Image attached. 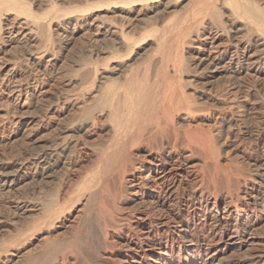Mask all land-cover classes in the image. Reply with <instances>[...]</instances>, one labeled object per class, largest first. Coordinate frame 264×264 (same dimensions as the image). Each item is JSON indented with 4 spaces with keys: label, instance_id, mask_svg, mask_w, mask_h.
Wrapping results in <instances>:
<instances>
[{
    "label": "bare ground",
    "instance_id": "6f19581e",
    "mask_svg": "<svg viewBox=\"0 0 264 264\" xmlns=\"http://www.w3.org/2000/svg\"><path fill=\"white\" fill-rule=\"evenodd\" d=\"M179 1L181 0H169L168 8L175 7ZM148 2L156 5L159 0L120 1L122 6L124 5L123 7L141 5ZM110 3V1L105 0L102 6H109ZM196 3H201V5L184 13V16L172 26L166 28L163 34L154 35L152 34L154 30L150 29L146 32V35H141L142 37L140 36L141 38L139 37L138 41L137 39L136 41H133V39L130 41L132 37H127V34L126 38H119L118 42H120L118 44L122 45L123 49L126 50L125 57L128 58L124 57L127 59L126 61H124V58L121 61L119 59L117 65L115 64V67H111V71L126 70L129 71L131 76L126 80L124 78L125 81L119 95L115 91V85L112 81H108V83L101 81L99 82L100 85L98 84L97 86L94 81L96 80V77H94L96 72H93L92 77L94 79H91V81L87 80L88 83H91L90 88L86 85L87 91H83V95L79 91L80 97L77 96L72 100L73 104L71 105L77 106L82 111L78 119L73 118L74 120L69 125L60 128L55 140L53 139L52 143L50 142L44 148L42 147L43 149L35 157H31L25 163V166L15 167L12 170L8 165L0 164V192L3 191L5 193L11 192L19 184L25 183L30 178L31 172L28 171L29 168H34L32 176L36 178L49 177L48 175L53 174V171L65 161L67 166L72 169L76 164L75 157L80 146L85 144V135L90 133L98 135L101 132L100 130L98 131V126L103 121L108 122V125L102 131L111 135L110 143L108 142L110 146L108 148H106L108 145L104 147L105 149H110L107 152L102 151L99 154V158H97L98 162L96 164L99 163V167L97 168V165L94 168L96 171L91 180L92 182H90L93 185L90 186V183L81 185L79 183L81 189L77 186L79 189H76L78 191L77 195H68L76 188L75 185V187L72 186L73 184L71 185L73 189L71 190L70 188L69 191H71H67V194L64 192V187H60L61 185L58 189L56 188L57 191L52 188L56 191L54 199L49 198L48 202H39L37 204L43 210V217L40 221L35 216L34 220L38 219L40 221L39 223L34 221L37 223V225L35 224L36 226L30 227L31 225L29 224L30 228L26 231L17 230V228L15 234L8 233L6 238L0 239V264H10L12 260H9L8 256L5 255L19 243L28 242V239L33 237V231L36 228H47V232H53L57 227L68 222L73 213L76 212V209H74L76 205L81 207L83 212V216L76 219H81L77 228L80 230L81 227H85L89 221L88 218L90 216L93 217L91 214L97 210L96 207H92V202L100 194L102 196L105 194L113 203L111 202L110 207H102L103 203L102 205L100 204L101 207L94 213L95 217L93 218L97 221L95 223L97 225L94 226L95 228L97 226L96 229H98V236L96 235L97 238L95 240L90 232L83 231L85 234L80 235L82 231L77 234L75 230V236L72 237V235L69 240L50 241L52 244L50 242L47 243V245L50 244L49 246L45 244L46 248L44 250L41 249L38 253L30 254L25 264H143L149 259L150 254L156 250H159V252L155 264H164V261L171 260L170 254H173L176 249L178 250L176 252L177 255L178 252L183 253L184 259H189L192 264H197L199 261L200 264H264V254L257 259L249 261L247 259L223 256L225 251H240L245 246L247 239H244V235L249 233L246 231L251 226L247 219L248 217H245L244 211L238 207V195L231 188L233 183H239L238 179H243V177L237 172L233 175L230 171V173L226 171L227 166L231 164V161L229 163L227 158L230 157L232 159L231 156L227 155L226 141L230 123H237L238 127L243 126L244 129L246 109L243 102H246L244 96L245 87L242 86L239 79H242L241 76L245 70L246 72L250 70L257 77L264 75V3H259L257 0H196ZM99 7L101 6H89L83 10L84 12L94 11ZM30 9L21 0H0V11L5 10L3 12L6 15L8 14L7 12L10 13V10H13V13H17L16 15L14 14L15 16L13 15L14 17L11 20L8 21L7 19L6 23L3 22L4 20L0 21V97L5 95L7 101L19 109H24L28 105L29 98H32L29 97L31 95V93L29 95L30 88L19 85V81V84L16 83L15 78L19 75V69H17L19 66H17V62L15 64L12 62L13 65L9 68L4 58L8 54L6 48L11 47V45H16V47L17 45H29L33 41L32 29L29 30L30 27H27L29 24L36 28L38 26L41 27L35 22V16ZM166 10L168 9L166 8ZM20 15L25 17L20 18ZM21 19L23 21H20ZM46 28L44 30L42 28V30L45 31ZM25 31L27 32L25 33ZM43 31L40 30V33ZM46 33L47 30L45 35ZM147 37L149 39L146 40ZM49 39L47 38L48 41ZM140 41H142V45L147 44V46L152 45L155 47L153 48L154 54L150 55L149 61L152 58H159V67L156 68L153 79L149 78L147 69L141 76H137L138 74H133V68H130L128 60L132 56L133 48L136 49L137 47L135 46L136 43ZM170 46L174 52L173 57L169 56L172 53L169 50ZM29 47L27 46V48ZM28 56L33 57L29 54ZM43 57L44 54H38L35 58H32V65L36 67L35 71L42 66ZM9 59V61H12V58ZM19 61L18 59V63ZM95 70L97 71V69ZM218 78L227 81L223 80L224 82L221 84L222 82L217 81L219 80ZM228 79H237L238 81L234 80L228 84ZM247 82L250 81L247 80ZM94 83L96 86H94ZM36 87L37 85L31 91H37L39 87ZM249 87H251L249 90H256L255 86L252 87L250 85ZM81 90H85V87ZM89 91L95 92L93 96L90 92L89 97H87L90 98L91 102H87V98L84 99L83 97L88 95L86 92ZM71 94L73 93L71 92ZM76 95L78 94L76 93ZM64 103L67 102L65 101ZM247 126L246 124V128ZM246 128L245 130L247 131ZM238 132L240 133V131ZM244 134L245 132L242 133V135ZM249 137L252 136L249 135ZM254 140L256 144L261 145V155L259 160H257L258 162L254 163V165L252 164L254 169H248L250 171L247 170L249 174L246 173V170H244V173L251 178L253 185L264 186V130L257 134ZM36 150L38 151L37 148ZM252 153L251 155H253ZM243 155L245 156V154ZM230 158L229 160H231ZM232 164L234 163L232 162ZM232 164L230 165L231 167ZM239 169L241 170L242 168H238V171ZM111 173L115 175L112 176L113 178L115 177V187L112 190L106 183L112 177L108 176L110 179H107L104 183L106 176ZM242 181L243 186L247 187L248 180L243 179ZM39 184L41 183L39 182ZM59 184L60 182L57 185ZM242 184L239 183V185ZM41 187L43 186L41 185ZM54 190H51V193ZM238 190L236 191L238 192ZM85 191L88 192L87 195H85L86 193L83 194ZM219 193H223L224 196L228 195V200L223 205V215L221 214L223 217H220L222 220L218 218L223 222V226L219 227V238H217L218 240L215 238L217 244L215 243L216 245L213 246L210 244V235L207 234L209 232H206L208 219L203 218L204 215H201L202 212L200 213L199 206H196L199 200L213 199L216 203V195ZM246 193L245 198L248 201L261 202L263 198H261L260 194V196L253 194V189L249 192L246 191ZM64 196L65 199L63 198ZM117 196H120L124 204L129 207L126 213L114 202L117 200ZM37 200L39 201L40 199ZM29 202H13L10 205L9 213L20 215L21 213L25 214L34 210V207L36 209L37 205L34 206L32 202ZM117 202L119 203V201ZM187 203L189 205L192 204V206L188 207L187 211L189 212L186 211L188 216L182 220L181 207L186 206ZM232 208L235 209L231 210ZM79 211L81 212V209H78V213ZM230 217L231 219L232 217L233 219L235 218L236 221V225L233 224L232 230L230 229L232 226ZM249 217H251V214ZM213 218L217 221L215 217ZM255 218H257L256 214ZM72 221L71 223H73ZM183 222L185 225H178ZM124 229L127 232L126 237L121 236L119 233L124 231ZM212 235L215 236V234ZM70 238L72 239L70 240ZM185 242L187 244L184 245L183 243ZM249 243L248 241V245ZM133 247L139 249L138 253L132 252L134 250ZM163 249L165 250L163 251ZM223 251L224 253H222ZM203 258L205 259L202 260Z\"/></svg>",
    "mask_w": 264,
    "mask_h": 264
},
{
    "label": "rangeland",
    "instance_id": "374dc122",
    "mask_svg": "<svg viewBox=\"0 0 264 264\" xmlns=\"http://www.w3.org/2000/svg\"><path fill=\"white\" fill-rule=\"evenodd\" d=\"M22 1H23V3L25 2V4L29 6V8H31L30 11L35 16V22H37L39 25H41L43 30L47 27L46 28L47 33L45 35L46 30L43 31L40 26H38V28H39L38 29L35 26L29 24L27 27L28 28L30 27L29 30L32 29L31 34L33 37V41L30 42V44H29L31 48L29 47V45H23L24 47L22 45H17V47H16V45H11V47L6 48L7 53L9 55L7 54L5 56V58H4V60L6 61L5 63L10 68L11 65H13L12 62H14V64L17 62L16 64H17V66H19V67H17V69H19L18 70L19 75H17L15 78L16 83H18V81H19V83H20V84L18 83L19 85H23L24 87L26 86L28 89L30 88L29 89V95H30V93H31V95L29 97H32V98H29L28 105L24 109L16 108V106L14 104L9 103L7 101V97L5 95H2L1 96L2 98L0 97V121H1L0 122V164L1 165L2 164L8 165V167H11L12 170L15 167H21L23 165L25 166V163H27L31 157L32 158L35 157V155L41 149H43L50 142L52 143L55 140L56 136L58 135L57 133L59 132L60 128L69 125V123L72 120H74L76 118L78 119L80 117L82 111L80 108L78 109L77 106L71 105V104H73L72 100H73V98L79 96L81 93H82L81 95H83L84 92L87 91L88 88H86V85H87V87L90 88L91 83L90 82L88 83V81H91V79H94L92 77L93 72H96L95 73L96 75L94 76V77H96V80H94V81H95L97 86H98V84L100 85L99 82H101V81L105 82V83H108V81L109 82L112 81L115 85V88H114L115 91L118 93V95L121 93L124 81L126 79H129L128 77L130 76V74H129V71H126V70L125 71H111V69H112L111 67H113V66L115 67V64L117 65V63L119 62L118 60L119 59H120V61L123 60V58L126 55V53H125L126 50L123 49L122 45L118 44L120 42V41L118 42V40H120L122 38L123 39L126 38V34H127L128 35L127 37H132V38H130V41H132L131 39H133V41H136V39H137V41H138V39H140L142 36L146 35V32L150 29L154 30V32L152 33L154 35L163 34L164 31L166 30V28L175 24L182 16H184V13H187V12H189V11L193 10L194 8L201 5V3H196V0H181V1H179L180 5L178 2L177 3L178 5L175 6L176 8L175 7L168 8L169 7L168 6L169 0H159V2L156 3L157 6L155 4L153 5V3L148 2L145 4H141V5H136V6L135 5H129L127 7L125 6L126 8L123 7L124 5L122 6V4L120 3L121 0H106V1L111 2L109 6H102L103 2H105V0H21V2ZM165 1H167V2H165ZM257 1L259 3L260 2L264 3V0H257ZM89 6L90 7L91 6H101V7L96 8L94 11L84 12L83 9L87 8ZM142 7H144V8H142ZM166 8L168 10H166ZM3 11L5 12V10H3ZM3 11H0V15L2 16V17L0 16L2 18V19L0 18V21L2 22L4 20L3 21L4 23H6L5 21L7 19L9 21L17 14L15 11H14L15 13H13V10H10V13L6 11L8 13L6 15V13H4ZM23 16L20 15V18H23ZM20 21H23V20L21 19ZM42 22H44V23H42ZM40 30L43 31L44 33L41 32L42 33L41 34ZM26 32L27 31H25V33ZM98 32H99V34H98ZM124 33H125V35H124ZM35 35H37V36H35ZM49 35H51V36H49ZM104 35H106V36H104ZM42 37H44V38H42ZM49 37H50V39H49ZM47 38L49 39V41L47 40ZM147 39H149V38L147 37L146 40ZM141 42L142 41H140L139 43H136L135 46H137V47H136V49L133 48L132 56L130 57L128 62L130 63V66H131L130 68L131 69L133 68L132 69L134 71L133 74H138L137 76H141L147 69L148 70L147 72L149 74V78L153 79V76L155 74V70H156V68L159 67L160 61H159L158 57H156L154 59L152 58V60L149 61V59L151 58L150 55L154 54L153 48H155V47L152 45L147 46V44L142 45ZM27 46L29 48H27ZM14 49H16V50H14ZM30 49H31V52H30ZM169 50H170V52H172L171 54H169V56L173 57L174 52H173L172 47L169 48ZM9 51H10V53H9ZM11 51H12V53H11ZM27 53L29 55H32L33 57L28 56ZM38 54H44V57H43V60L41 61L42 66L40 68H37L36 69L37 71H35L36 67H34L32 65V58H35ZM7 56H9V57H7ZM114 57H118V58L114 59ZM9 58H12L11 59L12 61H9L10 60ZM15 58H17L16 59L17 61L15 60ZM125 58H128V57H125ZM18 59L20 60L19 61L20 64L18 63ZM126 60L127 59H125L124 61H126ZM7 61H9L8 62L9 64L7 63ZM105 63H106V66H105ZM8 67H7V69H8ZM27 67H29V68H27ZM93 68L97 69V71ZM30 71H31V73H30ZM245 72H246V70L244 71V73L241 76L242 79H239L241 81L242 86L245 87L244 88L245 89V92H244L245 95L243 94L245 96V101H246V102H243V103H245L244 106L246 109L244 124H243L244 129H243V126L238 127L237 123H234V122L230 123L229 126L231 128L228 126V135H227V141H226L227 142L226 143V152L228 153L227 154L228 156L232 157V159L228 156H227L228 157L227 159H228L229 163L231 161V164H232V162L234 164H232V167L230 166L231 164H229L227 166L226 171L227 172L230 171L231 174H233V175L236 174V172H237L239 175H241V177H243V179L248 180L247 187H244L242 184L243 179L239 178L241 180L239 181V179H238V182L242 185H239V183H233L232 184L233 186H231V188L234 190H232V189L231 190L234 191V193H236L238 195V200H239L238 207L244 211L245 217L246 218L248 217L247 219L251 223V226L246 231L249 233H246L244 235V239H247L246 240L247 243L245 244V246L240 251L232 250L231 252L225 251V253H224V251H223L222 253L225 254L223 256H228L230 258H235V259H247L249 261V260L257 259L264 254V235H263L264 234V210H263V208H264L263 203L264 202H262V201H264V192H262V191H264L263 190L264 186L260 185L261 186L260 187L259 185H253L254 183L251 182L252 181V180H250L251 178L249 176H247V174H246V173H248L247 172L248 169H250V170L254 169L252 164L254 165V163L256 164L258 162L257 160H259L260 155H261V150H262L261 145L256 144V141L254 139L256 138L257 134H259L260 132H262L264 130V127H263L264 126V105H263L264 104V92H263L264 91V79H262V78H264L263 77L264 75H260L259 77H257L250 70H247L246 73ZM251 74H252V76H251ZM31 75H33V76H31ZM243 76H244V78H243ZM124 78H125V80H124ZM104 79H106V80L104 81ZM218 79L219 80H217V79L216 80L218 82L220 81V83L222 82L221 84H223L224 81L225 82L227 81V80L220 79V78H218ZM228 80H229L228 84L230 82H233L234 80L238 81L237 79H228ZM247 80L250 81L251 83L247 82ZM256 80H257V83H256ZM243 81H246V82H243ZM95 83H94V86H96ZM262 83H263V85H262ZM249 84L252 87L255 86L254 88H256V90L255 89L249 90L251 88V87H249L250 86ZM35 85H37V87H39V89L37 91L33 92L31 90L35 89ZM233 86H235V85H233ZM84 87H85V90H81V89H84ZM246 87H249V88H246ZM244 89H243V91H244ZM79 91H80V94H79ZM246 91H247V93H250V94H247ZM71 92L73 94H71ZM75 92L78 95H76ZM90 92H91L92 96L95 93V92L92 93V91L86 92V93H88V95H84L83 96L84 99L89 97ZM33 95H35V96H33ZM241 95H242V93H241ZM62 99H63V102H62ZM65 101L67 103H64ZM86 101L91 102L90 98H87ZM258 103H260V104H258ZM25 109H27V110H25ZM252 110L254 113L251 112ZM19 113L20 114L24 113V114L20 115ZM7 114H8V116H7ZM24 115H25V117H24ZM17 120H19V121H17ZM107 123H108L107 121L106 122L103 121L101 123V125L98 126L99 127L98 131L99 130L101 131V132H99L98 135L92 134V133L85 135V144L80 146L81 149L79 148V151H78V154H80V155L77 154L75 157V162H76L75 166L76 167L74 166L72 169H70V167L67 166L66 161H65V163H62L58 167L59 170L57 168L56 170L53 171V174L51 173L50 175H48L49 177H44V178L33 177L32 174L34 172V168H31V169L29 168L28 171L31 172V174H30L31 176L25 183L19 184L17 187L14 188V190H12L9 193H5L3 191L0 192V196L4 197V198L0 197V221L2 222L0 224V239L6 238L8 233L9 234H15L17 230L26 231L27 229L34 226L35 224L37 225V223H39L43 217V210L40 208V206L38 207L37 204H39V202L40 203H43V202L46 203L49 201L48 200L49 198L54 199V197H55L54 195H55V193H56V191L60 185H61L60 187H62V188L64 187V190H65L64 192L66 194L68 193L67 191H69L70 188L72 190L73 189L72 186L75 185L76 186V188H74L75 192L70 190L71 193H68V195L69 194L77 195L78 191L76 189H78L77 186L79 187V183H81V185H83V184H86V183L89 184L90 182H92L91 180H92L94 173L96 171L94 168L99 164V163L96 164L98 162L97 158H99V154L102 151L107 152L110 149V148L105 149L104 147H106V145H108L106 148H108L110 146L109 143L111 140V135L109 133H106L105 131H102L108 125ZM246 124L248 125L247 128H246ZM236 126L238 129L236 128ZM257 126H258V128L260 127V129H258ZM245 128L249 132L252 131L251 133L254 135H252L251 133L249 134V132H247L245 130ZM233 129H235V130H233ZM238 131H240V133ZM241 132L242 133L245 132L246 135L245 134L242 135ZM102 134H104V135H102ZM239 135H240V137H239ZM249 135L252 136L253 138L249 137ZM241 137H243V138H241ZM244 137H245V139H244ZM247 137H248V139H246ZM234 138H235V140H234ZM249 138L252 140H250ZM105 143H107V144H105ZM248 143H249V146H248ZM240 144H242V145H240ZM250 144H251V146H250ZM232 145H233V147H232ZM39 146H41V147H39ZM248 147H250L251 149L253 148L252 149L253 153H252V151H250L251 149ZM36 148L38 149V151L36 150ZM231 148H235V149H231ZM228 149H231V150H228ZM248 149H249V151H248ZM245 150H246V152H245ZM83 151H85V152H83ZM251 153L253 155H251ZM233 154H234V156H233ZM237 154H238L239 158H238ZM243 154H245V156ZM249 154H250V156H249ZM254 154H255V156H254ZM249 157L250 158L252 157V158L250 159ZM229 158L231 160H229ZM233 159L235 160V162H237L239 164L238 165H237V163L235 164ZM253 159H254V161H253ZM242 160H244V161H242ZM244 162H246V163H244ZM240 164H241V166L239 167ZM235 165H236V167H235ZM229 166H230L231 170L230 169L228 170ZM237 166H238V168H242V169L244 167V169L243 170L241 169L242 171L239 169V171H240L239 172ZM61 167H63V168H61ZM98 167H99V165L97 166V168ZM64 168H66V169H64ZM68 168H69V171H68ZM232 168H233V170H232ZM92 170H94V171L92 172ZM244 170H246V173H244L245 172ZM53 175H55V176H53ZM108 176L112 177L115 175H113V173L107 175L106 176L107 178L104 179V183L106 182L107 179L108 180L110 179V177H108ZM48 180H49V182L50 181L51 182L49 183ZM59 180H61V181H59ZM111 180L109 182L108 181L106 182L108 184V186L110 187V190H112L115 187V177L114 178L112 177ZM38 181L41 184H39ZM27 182H29V183H27ZM59 182H60V184L57 185ZM109 184H111V185H109ZM113 184H114V186H113ZM38 185H39V187H38ZM41 185L43 187H41ZM92 185L93 184L90 183V186H92ZM239 186H240V188H239ZM18 188H20V189H18ZM52 188H55L56 191ZM243 188L247 192H249L251 189H253V191H254L253 194H257L258 196L261 195V198L263 197L261 202L257 201L258 202V204H257V202L248 201L247 198H245L246 197L245 194H247V193ZM15 189H17V190H15ZM79 189H81V186L79 187ZM256 189H258V190H256ZM51 190H54L55 192L52 191V193H51ZM236 190H238V192ZM40 192H41V194H40ZM87 193L88 192L85 191L83 194L87 195ZM222 194L223 193H219L218 195H216L217 196L216 203L213 199H209V200H205V201L201 200L202 202L199 200V202L197 203V206H196V207L199 206L198 208L201 210L200 213L202 212L201 215H204L203 218L208 219L206 222L207 223L206 232H209L207 234L210 235V240H211L210 244H212L213 246H215L217 244V240H218L217 238H219V231H220V228L223 226L222 225L223 222L220 221L219 219H221L220 217H223L222 216L223 215L222 214L223 205H224V202L228 200V195L224 196V194L223 195ZM72 195H70V196H72ZM65 196L63 197L64 199H65ZM100 196L102 199L100 198ZM100 196H98L99 199L96 197V199H95V201L97 200L96 203L93 204V202H95V201L92 202V207H96V209L98 210L101 207L102 203H103L102 207L103 206L110 207L111 206L110 204H112L113 201L109 200L105 194H103V196H102V194H100ZM218 197H219V199H218ZM221 197H222V199H221ZM35 198H36V200L34 201ZM66 198H67V196H66ZM103 198H104V201H103ZM244 198H245V201H244ZM37 199H40V200L38 201ZM116 199L117 200L114 201L116 203V205L119 206L121 208V210L123 209L122 211L126 213L129 209V207L124 204L123 199H121L120 196L119 197L117 196ZM12 201L13 202L20 201V202H26V203H28L30 201V202H32V204L34 206L35 205H37V206H36V209L34 207V210L28 211L25 214L21 213L20 215H13V214L9 213L10 205L13 203ZM117 201H119V203ZM248 202H250V203H248ZM199 203H202V204L199 205ZM95 204H97V206H95ZM246 204H248V205H246ZM261 204H262V206H261ZM187 205H189V204L187 203ZM186 206L181 207V209H182L181 210L182 211L181 212V214H182L181 218L183 217L182 220L188 216L187 212H189V211H187V210H188V207L192 206V204H190L187 207ZM205 208H207V209H205ZM74 209H76V212L73 213L70 220L68 222H66L64 225L57 227L53 232H47V228L43 227L45 229L44 230V229H42V227H38L34 230L36 233L33 231V237L28 239V242L25 240L26 242L23 241V242L19 243L18 244L19 246L17 245L18 247L16 246V247L12 248L13 251H11L12 250L11 249L10 252H8V254L5 255V256H8L9 260H12L10 262V264H25L30 254L32 255V254L38 253L39 251H41V249L44 250L46 248V246H49L50 244H52V242H55V241H58L61 239L62 240H65V239L69 240V237H71L72 235H73L72 237L75 236V230H76L77 234L80 233V231H82V233H80V235L85 234V232H83V231L90 232V234L92 235V238L95 240L98 236V229H96L97 226H96V228L94 226V225H97V224H95V223H97V221H95L96 219L93 217H95L94 213L97 210L95 209L96 211H94V213L91 214V215H93V217L90 216L89 217L90 219L88 218V220L90 221V224L88 225V223H89V221H88L87 225L85 227H81L82 229L85 228L87 230H85V229L82 230L81 228L79 230V228H77V225H78L79 220H81V219H78V220H76V219L78 217L81 218L83 216V212H82V208L77 206V205H76V207H74ZM78 209H81V212L79 211V213H78ZM202 209H204V210H202ZM233 209H235V208H232L231 210H233ZM257 209L259 210V212ZM93 210H94V208H93ZM217 212H218V214H217ZM252 212H254V213H252ZM250 214H251V217H249ZM255 214H256L257 218H255ZM205 215H206V217H205ZM211 215H213V216H211ZM35 216L37 218H39L40 221H38V219L34 220L36 218ZM75 216H77V217H75ZM213 217H215L217 219V221ZM258 217H259V219H258ZM4 218H5V220H4ZM91 219H92V221H91ZM229 219H230L231 225H232L230 229L232 230V228L234 227L233 224L236 225V221H235V218L233 219V217H232V219H231V217ZM255 219H257L258 221ZM71 220H73L72 221L73 223H71ZM34 221H36L37 223ZM91 222L93 225L91 224ZM208 222H209V224H208ZM218 223H219V225H218ZM73 224L75 227L73 226ZM178 225H180V226L185 225V223L184 222L179 223ZM93 226H94V228H93ZM215 226H216V228H215ZM71 227H72V229H71ZM212 228L214 229V231ZM91 229H92V231H90ZM94 231H96L95 234H94ZM215 232H217V233H215ZM119 233L121 236L126 237L127 232L125 229H124V231H122V232L120 231ZM69 234H71V235H69ZM212 234H215V236ZM248 236H249V238H248ZM254 236L255 237L257 236V237L255 238ZM127 237H128V235H127ZM71 239L72 238H70V240ZM50 241H52V242H50ZM248 241L250 242L249 245H248ZM48 242H50V244L47 245ZM251 242H252V244H251ZM45 244H46V246H44ZM183 244L185 245L187 243L185 242ZM256 244H258V245H256ZM248 247L249 248L252 247V248L249 249ZM133 249L134 250H132V252L138 253L139 249L134 248V247H133ZM254 249H255V251H254ZM164 250L165 249H163V251ZM177 251H178L177 249L175 252L173 251V254L172 253L170 254L171 260L170 261H164V264H183V263L184 264H192L191 262H189V259H184L183 253L178 252V255H177V253H176ZM155 252L151 253L149 259H147L145 261V263H143V264H155L159 250H156ZM235 253H236V255H235ZM250 253L251 254L253 253L252 256ZM167 254H169V253L167 252ZM242 254H244L243 255L244 257L242 256ZM246 254H248V255L246 256ZM255 254H256V256H255ZM204 259L205 258H203L202 260H204ZM198 263L200 264V261Z\"/></svg>",
    "mask_w": 264,
    "mask_h": 264
}]
</instances>
